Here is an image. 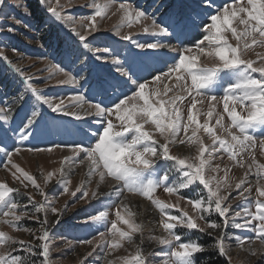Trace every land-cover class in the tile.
Returning <instances> with one entry per match:
<instances>
[{"label": "snow or ice", "instance_id": "1", "mask_svg": "<svg viewBox=\"0 0 264 264\" xmlns=\"http://www.w3.org/2000/svg\"><path fill=\"white\" fill-rule=\"evenodd\" d=\"M40 2L49 18L60 23L73 38L62 52L63 60L47 62L43 70L49 75L43 79L47 85L54 77L61 76L62 79L56 80V84L74 86L75 94L49 96L34 83V74L25 72L0 49V60L10 66L20 82V88L10 100H0L3 105L0 106V154L6 158L2 162L15 181L25 189L31 186L42 197L37 202L33 195L28 194L27 203H21L12 196L13 193L20 195L19 189L7 182H0L2 222L40 241L37 244L16 240L0 231V248L5 249L0 251V264H52L53 247L48 217L50 214L54 216L52 227H58L67 212V204L60 208L54 206L55 198L49 200L44 187L55 179L62 188L59 194L69 193L72 169L85 163L89 177L99 176L96 189L89 194L86 184L81 183L71 192V196L76 197L79 192V201L91 206L92 200L106 195L99 188L108 177L115 181L113 190L117 198L122 197L125 190L145 198L159 214L158 222L154 221L157 223L154 232L161 233L150 235L148 240L163 246L164 251L148 254L161 257L160 260L150 261L145 256L142 247L143 226L136 223L137 213L128 211L127 204L120 200V206L126 210L125 215H121L118 206L115 219L108 222L110 226L105 224V232H99L98 237L76 241L92 247L81 264H85L88 257L94 254L99 260L101 257L97 248L104 252V258L110 256L123 247L122 242L135 246L134 254L117 257L122 264H196L195 255L205 251V247L197 240L185 241L183 233L177 229H196L210 236L213 232H219L214 243L208 247L220 256L228 255L224 241L231 237L224 229L229 225L251 231L264 248V163H259L255 156L259 139L257 133L264 135V53L256 52L255 59L245 58L250 50L264 49V0H232L231 4L225 2L222 7L217 6L215 14L209 12L215 0H199L198 3L177 0L160 17L156 15L159 6L149 13L140 6L120 0L117 8L121 13L120 23L115 26L114 34L140 50L129 53L131 60L127 56L121 60L112 47L106 44L101 46L100 38L94 35L100 31L98 18L108 14L114 0H104V3L89 0L80 7L90 9V13L80 16L78 20L66 11L75 8L73 0H66L65 3L61 0H55V3L53 0ZM202 15L210 23H205ZM134 24H140L143 33L153 38L154 42L141 43L133 39L131 32L122 31L124 27L131 28ZM189 27L200 29L203 34L192 47L178 48L161 42L171 38L180 41ZM7 31L11 33L15 29L8 27ZM230 40H234L235 44ZM166 48L176 53L169 57L171 63L167 64L166 71L157 69L159 74L151 80L137 75L138 71L149 70L146 66L138 68L137 58H159L165 55L163 50ZM146 50L154 51L149 53ZM201 57L208 58L210 64L201 63ZM64 61H67V66ZM98 67L106 71L97 73ZM86 83L89 84L90 96L78 91ZM126 88L128 91H125ZM94 99L96 102H93ZM205 104L206 112L202 107L197 108V105ZM44 106L51 113L71 116L85 124V118L91 117L92 123L99 127L96 130L81 127L78 130L84 139L66 149L69 154L59 160V167L46 174L41 172L44 185L41 187L37 178L24 171L12 158L22 151L17 145L32 139L49 119L56 123L54 117H47ZM201 116L204 117L203 122L199 120ZM200 130L206 134L210 144H205L204 138L198 135ZM157 134L163 143L156 138ZM85 140L89 143L86 144ZM9 141L13 146L11 149ZM177 143L195 147L196 154L184 157L172 155L170 145ZM259 146L264 150V139H259ZM26 150L37 153L65 151L58 143L54 148ZM225 154L235 166L245 170L244 176L234 184L227 179L229 169L211 164L217 155L222 157ZM246 155L248 160L244 158ZM221 171L224 172L223 176L219 175ZM250 177H254V185ZM194 187L199 188L195 197L181 195L182 190H192ZM253 187L255 196L252 195ZM159 188L175 195L177 201L186 200L195 216L182 209L180 215L172 214L170 210L179 209L180 205L155 198L154 193ZM233 199L247 206L235 211L230 203ZM250 200L252 203H249ZM213 215L221 222L211 219ZM108 216L107 211L94 210L92 213L86 212V219L80 223L92 227L97 222L107 221ZM24 218L34 219L39 228H21L19 222ZM198 220L203 221L205 226L200 227ZM118 225L126 226L127 230ZM136 234L141 236L140 244H135ZM235 239L241 245L245 243L239 236ZM248 243L251 245L254 240L249 238ZM250 254L256 256L257 250L250 249ZM106 264H115V261L107 260Z\"/></svg>", "mask_w": 264, "mask_h": 264}, {"label": "rangeland", "instance_id": "2", "mask_svg": "<svg viewBox=\"0 0 264 264\" xmlns=\"http://www.w3.org/2000/svg\"><path fill=\"white\" fill-rule=\"evenodd\" d=\"M65 3L66 0H61ZM89 0H73V5L75 8L67 9V14L73 15L78 20L80 16L84 14H89L90 9L80 7ZM99 3H104V0H97ZM120 0H114L112 8L108 11V14L103 18H98L99 29L98 33L94 35L100 38L99 43L101 46L105 44L112 47L113 50L118 54V57L123 60L126 56L131 60L132 57L129 53H138L140 50L133 47L130 42L122 41L118 36H115L114 29L115 26L120 23L121 13L117 11L118 4ZM124 2H130L134 5L140 6L146 9L149 13L153 12L154 9L159 6L160 10L156 12L157 17L161 16L162 12L168 10L170 6H174L177 0H124ZM193 3H198L199 0H192ZM225 2L231 4L232 0H215L213 7L209 10L211 14H215V9L217 6H223ZM55 3V0H53ZM201 19L205 20V23H210L205 16H201ZM20 21V23H16ZM144 23H150V21H145ZM8 27L15 29L14 32L9 33L7 31ZM123 32H131L133 34V39L138 40L141 43L148 41L154 42L153 38L144 34L142 31V26L140 24H134L131 28L124 27ZM202 32L200 29L189 27L185 35L181 37L180 41L175 38L168 40H161L162 43L171 44L174 47L184 48L192 47L198 39L202 38ZM71 34L66 28H64L60 23L55 22L50 19L48 14L45 12L44 7H42L40 0H3L0 3V49L3 50L4 55L8 57L17 66L22 67V69L27 73L34 74V83L41 87L49 96L60 97V96H72L75 94L74 86L72 85H60L56 84V80L62 79L61 76L54 77L49 84L46 85L44 76L49 75L47 71L43 69L46 68L47 62L50 60L53 63L63 60L62 52L67 47L68 44L72 42ZM231 43L235 44L234 40H230ZM151 53L154 50H146ZM165 55L156 58L152 56L139 57L137 67L143 68L148 67V71H138L137 75L143 77L145 80H151L154 75L159 74L157 69L160 71L167 70V64L171 63L169 57L175 56L176 53L169 52L168 49L163 50ZM264 53V49L255 48L254 51H249L245 58L255 59V53ZM178 59V57H177ZM142 61V63H140ZM201 63L210 64V60L206 57H201ZM99 63V62H95ZM65 66H67V61H64ZM79 67V65H76ZM106 71L104 68H97V73H103ZM143 82V80L141 81ZM91 83V81H89ZM129 87H131V82H129ZM20 88V82L17 74L13 73L10 66L6 62L0 60V100L11 99V97L16 94ZM89 84H84L83 87L79 88L78 91L85 93L90 96L91 93L88 92ZM134 91L135 89L132 88ZM125 91H128L126 88ZM130 95L131 92L129 91ZM111 95V93H109ZM96 99H99L97 97ZM93 102H96L94 99ZM0 106H3L0 104ZM203 111H207V105L204 106L197 105V108H201ZM43 111L47 114L48 118L54 117L56 123L53 124L51 119L48 120L47 125L37 131L36 135L23 145H17L22 148V151L13 156V161L18 164L24 171L29 174L34 175L41 187H44L41 172L47 173L54 168L59 167V160L63 156L68 155L67 148L72 147L74 142L84 139L79 133L81 127H90L92 130H96L99 125L92 123L91 117H86L87 123L82 121H77L73 117L61 116L59 114L51 113L46 106H44ZM186 111V110H185ZM195 112V109H194ZM22 114V113H21ZM204 117H199L200 122H203ZM19 116L17 117V121ZM214 122V121H213ZM194 127V126H193ZM102 130V129H100ZM12 133L9 132V136ZM198 135L204 138L205 144H210L211 141L206 137V134L202 130L198 132ZM259 139H264V135L257 133ZM157 139L163 143V140L157 134ZM259 139L257 141V146L255 150V156L259 163H264V150L259 146ZM10 149L13 147L9 141ZM60 144L61 148L65 151L54 150L52 153L47 152H28V148H54L55 144ZM85 143L89 141L85 140ZM170 152L172 155H179L181 157L195 155V147L185 143V144H174L170 145ZM245 160L249 157L246 155ZM6 158L3 154H0V182H7L10 186L16 187L20 191V195L15 193L12 194L13 198L21 203H27V195H33L35 201L40 202L42 197L29 186L25 189L18 181H15L11 173L4 167L3 162ZM213 167L219 165L221 169H229L227 179L231 183L238 182L240 178L244 176V169L235 166L234 162L230 161L227 155H217L214 160L211 161ZM163 166V162H161ZM162 175V172L159 173ZM212 173H209L211 175ZM19 175V174H18ZM220 176L224 175V172L219 173ZM156 178L155 176L153 177ZM71 184L69 185V193L60 195L62 188L57 185L56 180L53 179L47 187H44V191L48 196L49 200L55 198V205L60 208L67 204V212L63 215L62 221L58 227L53 228L51 222L54 221L55 217L51 214L49 215V227L51 229V240L50 243L53 247L51 252V262L52 264H81L86 254L92 251V247L88 245H80L76 241L78 239L87 238L91 239L93 236H99V232H105V224L115 219V211L117 207L120 206V200H123L128 206V211L137 213L136 223L142 224L143 226V240L142 245L143 252L145 256L148 257L150 261L160 260L161 257L149 256V253L162 252L164 251L163 246L156 245L154 242H149L148 237L152 234H161L159 232H154L157 227L159 220V214L154 210V206L146 200L134 193H130L125 190L124 195L120 198L115 196L113 190V185L115 181L111 178L105 177L103 183L100 184V192L106 195L99 197L98 200H92L89 203L85 201H79L81 193H77L76 197L71 196V192L81 185V183L86 184V189L91 194V191L96 189L97 183L99 181L98 175L88 176L87 164L83 166H76L72 169V174L70 176ZM255 183L254 177H250ZM199 192V188H193L192 190H182L181 195L185 197H195L196 193ZM236 193L233 192V196ZM253 196H255V190L253 187ZM154 197L158 198L166 203L177 204L179 203V209L173 208L170 211L172 214L180 215L181 209L187 211L190 216H195V212L191 205L187 204L186 200L182 199L177 201V197L172 194L165 193L163 188H159L154 193ZM141 203H140V202ZM230 203L235 211L241 210L246 207L247 204H241L238 200H231ZM249 203H252L250 200ZM146 205L153 212L152 218H147L145 215L138 211L139 206ZM94 210L107 211L109 213L107 221L97 222L92 227L84 226L80 221L86 219V212L92 213ZM254 211V207L252 208ZM121 215H125L126 210L120 206ZM42 218V217H41ZM211 219L221 222L220 218L213 215ZM3 217L0 215V231L7 233L13 239L32 241L33 243H40V241L33 240L27 232L23 230L16 231L5 225L3 222ZM200 227H204L203 221H197ZM21 228L27 227L31 229H38L39 224L34 219L24 218L19 222ZM110 226V223H108ZM122 229L127 230L126 226L118 225ZM98 229V231H97ZM178 232L183 233L184 240H197L201 245H203L204 235L211 238L212 244L214 243V238L219 235V232H213L212 235H208L206 232H200L196 229L184 230L177 229ZM231 239L225 238V247L228 252L227 256H223L226 264H229V258L231 264H264V248L261 247L258 239L255 238L254 233L251 231H246L242 229H235L230 225L224 229ZM239 236L245 243L243 245L236 241V237ZM110 238V237H109ZM252 238L254 243L249 245L248 240ZM135 244H140L141 236L136 234L134 236ZM71 242V243H69ZM123 247L117 249L110 256L104 258V252L97 248V252L100 255V259L97 260L95 254L92 257H88L85 264H106L107 260L115 261V264H122L117 257H124L130 254H134L135 246L127 242H122ZM256 249L257 255L252 256L250 254V249ZM206 249V248H205ZM5 249L0 248V251ZM107 251V249H105ZM196 259V255H195ZM197 264V263H196Z\"/></svg>", "mask_w": 264, "mask_h": 264}, {"label": "trees", "instance_id": "3", "mask_svg": "<svg viewBox=\"0 0 264 264\" xmlns=\"http://www.w3.org/2000/svg\"><path fill=\"white\" fill-rule=\"evenodd\" d=\"M203 246L206 248L205 251L196 254L197 264H226L223 256H220L217 251L208 247L212 245L211 238L204 235Z\"/></svg>", "mask_w": 264, "mask_h": 264}, {"label": "bare ground", "instance_id": "4", "mask_svg": "<svg viewBox=\"0 0 264 264\" xmlns=\"http://www.w3.org/2000/svg\"><path fill=\"white\" fill-rule=\"evenodd\" d=\"M140 202V201H139ZM141 203V202H140ZM138 211L145 215L147 218H152L153 217V212L152 210L147 207L146 205L139 206Z\"/></svg>", "mask_w": 264, "mask_h": 264}]
</instances>
